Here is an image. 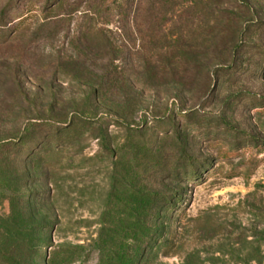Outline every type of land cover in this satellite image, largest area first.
I'll return each mask as SVG.
<instances>
[{
    "label": "rangeland",
    "instance_id": "obj_1",
    "mask_svg": "<svg viewBox=\"0 0 264 264\" xmlns=\"http://www.w3.org/2000/svg\"><path fill=\"white\" fill-rule=\"evenodd\" d=\"M120 254L264 264V0H0V264Z\"/></svg>",
    "mask_w": 264,
    "mask_h": 264
},
{
    "label": "trees",
    "instance_id": "obj_2",
    "mask_svg": "<svg viewBox=\"0 0 264 264\" xmlns=\"http://www.w3.org/2000/svg\"><path fill=\"white\" fill-rule=\"evenodd\" d=\"M115 3L117 4V1H115ZM106 138H102V141H103V145L104 147H106L107 149V146H106ZM127 257L125 256V254H120V255H117L115 256L113 259H110L109 262L107 263H104V264H128L129 262H127ZM132 261V260H131ZM130 261V262H131Z\"/></svg>",
    "mask_w": 264,
    "mask_h": 264
}]
</instances>
